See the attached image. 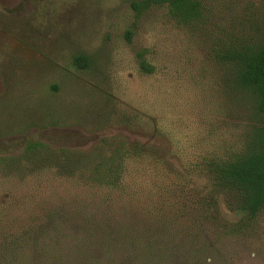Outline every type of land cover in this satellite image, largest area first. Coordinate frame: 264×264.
Instances as JSON below:
<instances>
[{
	"label": "rangeland",
	"instance_id": "1",
	"mask_svg": "<svg viewBox=\"0 0 264 264\" xmlns=\"http://www.w3.org/2000/svg\"><path fill=\"white\" fill-rule=\"evenodd\" d=\"M223 1L188 21L132 0H0V264H264V210L214 168L253 124L216 53Z\"/></svg>",
	"mask_w": 264,
	"mask_h": 264
},
{
	"label": "trees",
	"instance_id": "2",
	"mask_svg": "<svg viewBox=\"0 0 264 264\" xmlns=\"http://www.w3.org/2000/svg\"><path fill=\"white\" fill-rule=\"evenodd\" d=\"M132 1L136 7L166 4L188 21L200 19L206 9L202 0ZM222 6L225 22L215 39L216 53L228 72V86L249 109L253 124L244 150L219 159L214 168L221 183L237 196L241 209L254 217L264 210V0H224ZM75 61L81 67L89 62L86 55H77ZM28 149L42 155L48 147L32 141ZM100 165L103 176L114 171L112 158Z\"/></svg>",
	"mask_w": 264,
	"mask_h": 264
}]
</instances>
